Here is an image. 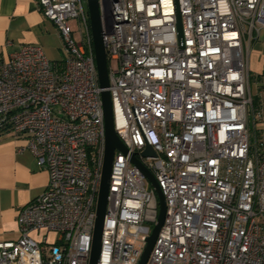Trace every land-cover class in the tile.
Segmentation results:
<instances>
[{
    "label": "built area",
    "instance_id": "obj_1",
    "mask_svg": "<svg viewBox=\"0 0 264 264\" xmlns=\"http://www.w3.org/2000/svg\"><path fill=\"white\" fill-rule=\"evenodd\" d=\"M37 3L67 55L53 61L27 43L0 58V136H25L49 172L19 211L17 238L0 240V264H90L105 118L89 12L85 0ZM99 4L116 132L166 199L146 264H264L262 110L248 56L264 30V0ZM148 145L156 155L141 154ZM130 153L115 151L98 264H138L158 220L157 193Z\"/></svg>",
    "mask_w": 264,
    "mask_h": 264
},
{
    "label": "crops",
    "instance_id": "obj_2",
    "mask_svg": "<svg viewBox=\"0 0 264 264\" xmlns=\"http://www.w3.org/2000/svg\"><path fill=\"white\" fill-rule=\"evenodd\" d=\"M27 43L41 45L53 61L60 62L67 55L56 24L43 14L37 0H0V58ZM248 56L257 107L262 110L257 133L264 141V90L260 86L264 79V30ZM26 144L25 136H0V240L17 238L20 209L41 194L49 180L48 170L38 165ZM33 234L42 239V232Z\"/></svg>",
    "mask_w": 264,
    "mask_h": 264
},
{
    "label": "water",
    "instance_id": "obj_3",
    "mask_svg": "<svg viewBox=\"0 0 264 264\" xmlns=\"http://www.w3.org/2000/svg\"><path fill=\"white\" fill-rule=\"evenodd\" d=\"M91 32L94 43L96 63L99 73V82L102 88L104 118H105V158L102 169L101 183L98 192L97 207H96V223L93 235L92 251L90 264H98L102 235L104 229L105 215L108 205V196L110 192V177L112 166L115 157V151L119 150L124 154H129V148L125 145L122 139L116 132L114 123L113 103L111 92L109 91V61L105 43V30L103 28L101 10L99 0H87ZM178 30L179 37L182 38V19L178 14ZM131 161L136 165L143 175L149 180L152 187L155 189L159 202V215L156 224L154 225L151 234L147 237V243L141 255L138 264H146L151 250L155 244L157 236L163 225L166 216V199L163 191L148 166L139 158L137 152H131ZM143 156L156 155L153 147L148 145L141 153Z\"/></svg>",
    "mask_w": 264,
    "mask_h": 264
},
{
    "label": "rangeland",
    "instance_id": "obj_4",
    "mask_svg": "<svg viewBox=\"0 0 264 264\" xmlns=\"http://www.w3.org/2000/svg\"><path fill=\"white\" fill-rule=\"evenodd\" d=\"M85 7H86V10L88 11V5H87V0H85ZM71 24H72V27L74 29V32H75V35H76V38H78L79 40H81V35H80V30H79V24H78V21L77 19H73L71 21ZM116 66V61H113L112 62V67H115ZM253 93L255 94L256 96V87H255V84H253ZM181 101V92L180 91H176V93L174 94V102L175 103H180ZM253 119L254 117L251 116V127H252V132H254V123H253ZM258 138L259 135H258ZM147 185L149 187H152L151 183L149 182V180H147ZM49 241L51 242H56L58 241V235H54V234H50L49 235Z\"/></svg>",
    "mask_w": 264,
    "mask_h": 264
},
{
    "label": "trees",
    "instance_id": "obj_5",
    "mask_svg": "<svg viewBox=\"0 0 264 264\" xmlns=\"http://www.w3.org/2000/svg\"><path fill=\"white\" fill-rule=\"evenodd\" d=\"M258 78H263L262 76H259ZM254 100H255V104L257 105V96L254 97Z\"/></svg>",
    "mask_w": 264,
    "mask_h": 264
}]
</instances>
